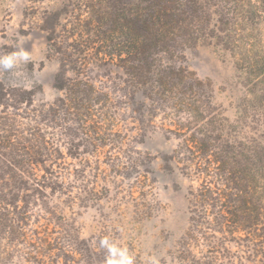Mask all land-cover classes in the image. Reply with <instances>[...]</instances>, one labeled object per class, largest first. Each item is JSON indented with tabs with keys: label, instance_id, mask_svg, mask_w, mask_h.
Returning <instances> with one entry per match:
<instances>
[{
	"label": "rangeland",
	"instance_id": "obj_1",
	"mask_svg": "<svg viewBox=\"0 0 264 264\" xmlns=\"http://www.w3.org/2000/svg\"><path fill=\"white\" fill-rule=\"evenodd\" d=\"M0 264H264V0H0Z\"/></svg>",
	"mask_w": 264,
	"mask_h": 264
}]
</instances>
